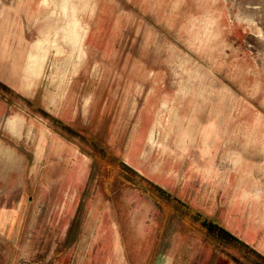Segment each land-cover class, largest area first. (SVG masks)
Segmentation results:
<instances>
[{"label":"rangeland","instance_id":"1","mask_svg":"<svg viewBox=\"0 0 264 264\" xmlns=\"http://www.w3.org/2000/svg\"><path fill=\"white\" fill-rule=\"evenodd\" d=\"M101 237V264H264V0H0V264Z\"/></svg>","mask_w":264,"mask_h":264},{"label":"crops","instance_id":"2","mask_svg":"<svg viewBox=\"0 0 264 264\" xmlns=\"http://www.w3.org/2000/svg\"><path fill=\"white\" fill-rule=\"evenodd\" d=\"M18 221H19V215L17 214V212L12 213V215H10L9 219L7 222H4V227H5V232H6V236H8L10 239L14 236L15 234V228L18 225ZM107 236H105L104 238H107ZM103 237H101L99 239V243L97 244L95 250L92 253L91 259H90V263L89 264H101V256L102 251H105V249H101V247H106V240ZM104 243L105 245H101V247L99 246V244ZM111 245H107L108 248H110ZM98 250V253H97ZM121 251V250H119ZM118 250L116 249V255H118ZM114 264V263H112ZM116 264V263H115ZM159 264H170V258L166 257V259H163Z\"/></svg>","mask_w":264,"mask_h":264},{"label":"bare ground","instance_id":"3","mask_svg":"<svg viewBox=\"0 0 264 264\" xmlns=\"http://www.w3.org/2000/svg\"><path fill=\"white\" fill-rule=\"evenodd\" d=\"M86 13V12H85ZM50 14V13H49ZM52 33V32H51ZM43 36H45V34H43ZM47 36V35H46ZM70 36V35H69ZM66 39V38H65ZM63 40V39H62ZM80 42V40H79V33L77 34V33H72V36L70 37V43L72 44V46L74 47L75 45H77V43H79ZM82 47V46H81ZM35 54V53H34ZM34 54H32L31 53V58L33 59H35V57L36 56H34ZM80 54V53H79ZM38 57V56H37ZM45 57V56H44ZM42 58V55H41V57H40V59ZM32 60V63H33V65H35V60ZM38 59H39V57H38ZM72 59V58H71ZM29 60H30V58H29ZM46 60V59H45ZM36 61H37V58H36ZM44 63V62H43ZM43 63H40V64H43ZM37 64V63H36ZM33 67V66H32ZM38 74H40V72L38 73ZM39 76V75H38ZM181 84V83H180ZM182 85V84H181ZM165 129V128H164ZM153 134H154V132L152 131L151 132V134H150V140L152 141L153 140ZM157 147V146H156ZM160 147H161V145L160 146H158V148L160 149ZM159 156H160V154H159Z\"/></svg>","mask_w":264,"mask_h":264}]
</instances>
